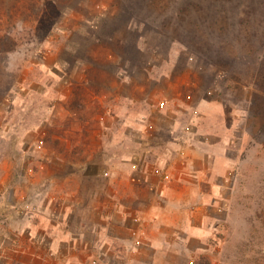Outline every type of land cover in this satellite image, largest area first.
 Wrapping results in <instances>:
<instances>
[{"label":"rangeland","instance_id":"374dc122","mask_svg":"<svg viewBox=\"0 0 264 264\" xmlns=\"http://www.w3.org/2000/svg\"><path fill=\"white\" fill-rule=\"evenodd\" d=\"M264 0H0V264H264Z\"/></svg>","mask_w":264,"mask_h":264},{"label":"trees","instance_id":"16d2710c","mask_svg":"<svg viewBox=\"0 0 264 264\" xmlns=\"http://www.w3.org/2000/svg\"><path fill=\"white\" fill-rule=\"evenodd\" d=\"M264 89V86H261Z\"/></svg>","mask_w":264,"mask_h":264}]
</instances>
